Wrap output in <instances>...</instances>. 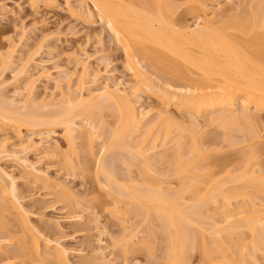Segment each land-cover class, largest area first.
Listing matches in <instances>:
<instances>
[{"label":"rangeland","instance_id":"1","mask_svg":"<svg viewBox=\"0 0 264 264\" xmlns=\"http://www.w3.org/2000/svg\"><path fill=\"white\" fill-rule=\"evenodd\" d=\"M55 1L56 4L52 5L47 0H0V103L10 109L14 104L17 108L25 106L24 89L32 78L37 82L32 96L34 103L26 105L30 106L27 107L29 112L32 109L37 111L45 100L56 97L59 101L62 97L59 94L67 93L68 85L77 91V84L83 76L84 96L88 91L103 90L106 85H117L127 90L139 88L140 100H137L136 107L140 112L150 113L142 128L143 134L153 123L167 117L173 118L171 134L169 138L164 134L160 139L156 138L157 147L149 153L148 165L144 167L140 164L142 159L137 161L133 157L134 149L130 147L124 148L125 151L115 149L117 156L113 154L116 158L103 152L104 146L109 149L113 144L111 132L118 122L114 107L94 110L93 116L88 118L87 115L77 117L78 160L70 154L63 125L52 130L49 127L51 131L48 127L46 130L21 127L19 131L12 126L0 128V175L3 172L14 180L16 195H19V200H16L8 193L5 195L0 188V240L6 242L0 249V264L167 263L172 252L170 238L175 229L168 226L163 215L151 209L150 218L142 209L137 212L133 206L137 204H131L128 196L122 198L115 187H108L105 176L97 168L100 161L108 164L116 183L114 186L131 190L136 188L132 187L135 183L138 186L147 183L168 193L181 192L186 203L183 206L198 200L200 194L201 197L208 194L206 191L212 186L219 188L222 193L217 200L207 202L201 208L207 218L201 217L198 221L203 227H199L198 222L191 226L197 240L187 249L188 253L185 250L189 263H185V255L184 264H226L228 260L230 264H240L242 260L249 264H264L263 226L254 235L243 228H236L241 232L233 229L235 233L228 235L225 230L228 222L224 219L225 214H234L235 219H240L251 213H264L263 192L238 182L247 168L257 175L264 174V112L256 113L251 105L250 112L255 115L253 120L225 129L220 127L219 121L212 122L211 116L216 118L228 114L227 111L199 116L177 109L170 97L162 98L164 93L160 92V86L177 93H184V88L190 87L202 93L204 87L200 91L198 87L204 84L200 81L203 76L196 68L187 66L165 50L164 53L156 45H150L151 51L147 48L149 51L144 53L146 59L144 54L139 57L138 61L143 63L138 62L134 66L104 21L98 17L88 21L82 15H74L80 12L81 0ZM130 1L125 2L132 6L133 11L136 7L142 9L136 8V11H143L147 1H153V4L156 1L169 21L173 20L178 28L188 27L189 30L197 27L207 11L211 13L220 4L222 11L219 18L215 17L222 19L220 23L227 28L225 32L234 36L233 40L236 38L235 44L246 47L251 56L257 53L255 60H263L264 63V58L258 57V50L264 48V28H251L261 25V22L264 26V0H241L243 2L237 11H231L228 0ZM89 4L92 8L93 5ZM140 4H145V8ZM154 49L161 51L156 53L157 56L158 53H168L165 59L159 56L164 59V65L152 54ZM12 50V62H3ZM147 53L153 55L149 57L151 60L147 59ZM141 58L145 60L141 61ZM175 66L180 72L175 71ZM139 71L154 81L156 89L148 90L139 83ZM17 92L24 95L18 96ZM243 106L244 103L238 100L236 112H240ZM21 109L28 111L25 107ZM80 110L81 106H77L76 111ZM49 111L53 112L45 110ZM92 120L98 127L104 124L106 129L100 128L104 133L100 137L94 135L93 139L89 126ZM70 156L76 162L75 167L66 162ZM181 163L187 168L182 173L177 172ZM237 192L241 196L233 194ZM226 194H233L235 198L225 201ZM15 204L23 207L21 212ZM22 217L28 221L23 222ZM215 232L219 235L216 236ZM254 242L258 243L256 251L251 246ZM57 246L66 250V258L62 262L55 261L48 254L54 253ZM32 256L36 257L35 262L29 263Z\"/></svg>","mask_w":264,"mask_h":264},{"label":"bare ground","instance_id":"2","mask_svg":"<svg viewBox=\"0 0 264 264\" xmlns=\"http://www.w3.org/2000/svg\"><path fill=\"white\" fill-rule=\"evenodd\" d=\"M125 1L127 0H124V1L123 0H81L80 12L77 13L75 11L76 14L74 13L73 14L77 16L82 15V17L86 18L88 21L94 20L95 17H98L99 19L104 21L108 25L107 29L117 38L118 43H120L123 46L126 52L127 60L131 64L134 63L133 64L134 66L138 65L137 63L139 62L138 61L139 57L143 56L145 51L150 48V45L151 47L152 45H156V46H159V47H156V48H159V50L161 49L162 51L165 50L168 53H171L172 55L183 60V62L188 64L187 66H192L194 69L196 68V70L200 72L198 74H201V76H203L202 78L203 80H200V81L201 83H204V84L198 87L199 91L204 87L202 89L203 90L202 93L197 92L196 91L197 88L196 89L195 88L193 89L191 87L184 88L186 89L184 93H181L182 91L180 93H177V92L169 90L168 87L160 86L161 87L160 92L163 91L164 93L162 98L170 97L173 100V104L175 103L174 106L177 109L184 111V112H187V111L193 112L199 116L203 114L213 115V113L217 111H227L228 114H225V115H222L216 118H212L211 116L212 122L219 121L220 127L225 128V129L239 122L244 125L245 121L248 122V121L253 120L255 118V115L250 112L251 105L252 107L255 108L256 113L264 112V63H263V60H260L261 62H259L257 58L256 59L258 61L255 60L254 57H255V54L257 56V53H255L254 56H251L247 50L249 56L251 57L250 58L246 52L247 48L240 46L239 43H238L239 45L235 44L233 41L236 40V38L233 40L232 37L234 38V36L231 37V35L228 34L229 32L228 33L225 32V29L227 28L223 27L224 24L222 22L220 23L222 19L220 20L216 18L220 15V12L222 11L221 10L222 7L219 3H218L219 4L218 6H215L214 9L211 10V13H207L209 12L207 11L204 14L203 16L204 18H201L202 20L200 23L197 24L196 28L194 29L191 28L189 30L188 27L186 29L185 27L178 28L176 27L177 24L175 26V22L173 20L169 21L168 19L170 18L168 19L166 18V16L164 15L165 11L162 12L161 10L162 7L160 8V6L156 4V1H154V4H153V1L152 3L147 1L146 8H145V4L143 6L140 4L142 8H145V10L143 9V11H140L142 9L139 7L138 8L140 10L136 11L137 7L135 6V4L131 3L136 7L134 8L135 11H133V8L131 9L132 6L130 4H127ZM228 1L230 2L231 11L239 10V7L243 2L241 0L239 1L238 0H228ZM47 2L52 5L56 4L55 0H47ZM129 2H132V1L129 0ZM89 3L93 5L92 8L89 6L90 5ZM212 16L213 17L216 16V17L212 18ZM227 16L229 17L230 15H227ZM216 24H220L221 26L218 27V25ZM262 25L263 24L261 22V25H255V27H251V28L254 29V28H257L258 26H260L261 28L262 27L264 28V26ZM147 45L149 47H147ZM263 49L262 48L259 49L261 51L258 50L259 58L260 57L264 58ZM149 50L151 51V49ZM12 52L13 50L7 56H5V59L3 60V62L4 61L9 62V63L12 62L11 61L13 59L12 54L14 53ZM153 52L154 53L152 54H154L155 58L156 57L159 58V56L160 57L163 56L162 58L165 59L166 57H168V56H165L168 53L164 55L158 53V56H157L156 55L157 52L161 53V51H158L157 49L156 51L154 49ZM144 55L146 59V54ZM147 55H148L147 59H150L153 56V55L152 56L149 55L148 53ZM172 57L173 56H171V58ZM143 58H141L140 60L142 61ZM162 58H159L160 59L159 61L160 63H162V65H164V62H162L164 61V59L161 60ZM175 60H177V58ZM181 60L179 61L181 62ZM176 62H178V60ZM181 64L183 63L181 62ZM176 67L177 66H175V71L176 69L177 70L179 69ZM87 71L88 70H86L85 73H88ZM138 74H139L138 78L140 80L139 83H141L142 85H145L148 88V90L153 91V89H156L154 86L156 84L149 76H143L145 74L142 71H139ZM68 77L70 79V76ZM180 77L182 76L180 75ZM82 78L83 76L80 78L79 84H77L78 85L77 91L74 92L72 89V85H68L69 86L68 92L67 93L61 92L59 95L62 97L59 101H56V97H52L49 101L45 100L44 102L41 103L40 110L37 108V111H33L32 109L29 112L28 110L29 108L27 107L31 106L30 102H32V104L34 103V98L32 96H33V92L35 89V83H37L36 79L31 78L30 81L28 80L29 83L27 82L28 84H26V88L24 89L26 93L25 94L26 97H24V99L27 98L26 100H24L26 101L24 104L25 106H22V105L20 106L18 104V106H20L19 107L20 109H19L17 108V106L14 107L15 105L14 104L12 105V109H10V107L7 108L5 104L3 105L0 103V128L2 129V127L4 128V126H12L14 127V129H17L19 131L21 127H27L30 129L31 128L41 129L42 128V130L43 128L46 130L47 129L46 127H48V130H50L49 129L50 127L52 130L53 127H54L53 129H55V127L59 125H63L65 126V129H66V133L64 136L66 138L69 150L71 152L70 154L71 156L74 155L76 160H78L77 158H79V154L77 151V142H76V136H75V132H76V129H75L76 121L75 120L77 119V117H80V116L82 117V115H85V116L87 115V118H88L89 116H93L92 112L94 110L102 109L107 106L110 108L114 107V109L117 110L115 113H118L116 114L118 118V122H117V126L115 127L114 131L112 130L111 132L112 133L111 139L113 140V144L111 145V147L109 146L110 147L109 149L103 145L104 146L103 152L104 153L108 152L109 154L114 155L113 153H115L114 151L115 149L120 148L125 151L126 148L130 147L134 149L133 157L137 159V161H138V158L140 160L142 159V163L140 164H143L142 166L147 167L149 153L154 152V150L157 147L156 138L159 137L160 139L162 134L166 135V137L169 138L171 134L170 128L172 126L171 124H173V118L167 117V118H163V119L156 121L155 123H153V125H151V127L147 128L146 131L143 130L145 131V133L143 134L142 128L144 127L146 119L149 118L148 116L150 113L147 111L140 112V110H138L136 107L137 100H140V94H139L140 89L139 88H133V89L127 90L124 88L122 89L117 85L116 86L114 85V87L106 85L103 90L95 91V92L88 91V95L84 96V84L85 83L82 82ZM37 80L39 81V79ZM17 94L18 96L24 95V93L20 94L18 92ZM238 100H241L244 103V106H243V109L237 113L235 110V107H236ZM24 101L22 102L24 103ZM26 104L30 106H27ZM77 106H81L80 111H76ZM22 107H25L26 108L25 110H28V111L24 112L23 111L24 108L21 109ZM45 110L47 111L53 110V112H50V111L45 112ZM87 118H85V120ZM93 122H90V125H89L92 130V134H90V137L92 139L94 135H97V137L102 136L104 132L103 131L101 132L100 128L105 127L103 123L102 124L104 127L103 126L98 127L99 125L97 126V124ZM106 135L107 133L105 134V136ZM152 139H153V142H150ZM164 139H167V138H164ZM107 141L108 140H106L105 143H107ZM115 155L114 157L116 158L117 155L116 156ZM71 156L67 159L66 162L68 163L69 166L75 167L76 162H74L75 160ZM98 164H97L98 165L97 168H99V171H101L102 175L105 176L104 178L108 183L106 184L109 185L108 187H115L117 189L118 194L121 197L128 196V198L131 200V204L132 203L137 204V206L133 205L135 206V208H137V212L141 211L142 209L147 213V217L150 218L151 214H149V212L151 209V211L157 214L163 215L168 223V226L170 228L173 227L175 229V234L172 233L173 236L170 238L171 239L170 244H172V246L170 247L172 248L171 249L172 252H170V249H169V252L171 254L168 255L169 258L166 264H184V259L186 260L185 263H187L188 261L187 254H186L188 253L187 249H189L190 245L192 244V242H194V240L195 241L197 240V238L193 236L195 233L192 234L193 229L191 226L192 224L195 226L196 222L200 221L203 217H204L203 219H207L204 216L205 214H202L204 210L202 211L201 208H203L204 204H207V202L209 204L210 201L213 202L217 200L218 196H220L222 193L219 190V188L214 189L215 186L214 187L212 186L213 188L212 190V188L210 187L211 190L206 191V193L208 192V194H205V196L203 197H201L200 193H197V194H200V198L196 201H193L192 203H188L189 205L190 204L192 205L190 206L186 205L188 206L186 207V206H183L186 203L184 201V195L181 192L168 193V191L164 190L161 187L155 188L147 183H146L147 185L145 184V185H140V186L136 185L135 183L134 184L135 186H132V187L133 188L136 187V188L131 189V190L124 189L119 186H114L116 183L112 179L113 175H112V172L109 170V167L106 161L105 162L100 161ZM182 165H183L182 163L179 165L177 172L182 173L186 171L187 168L185 169L184 167H182ZM110 168L112 167L110 166ZM2 174L4 173L1 172V175H0L1 191H3L4 194L8 193L16 200H19V198L17 197L19 195H16L17 189L15 187L14 180L11 179L7 174H4V175ZM5 177L9 179L7 180ZM238 182H240V184L242 185L245 184L244 185L245 187H248L251 189L253 188L255 190L257 189L260 192H263L264 194V174L257 175L255 172L251 171L250 168H247L246 171L240 175ZM115 188L113 190H115ZM233 194H235V196L237 195L238 197L239 195L241 196V194H239L238 192L237 194L236 193H233ZM233 194L232 195L226 194L224 198L225 201H229L233 197L235 198ZM226 203L230 204V202H226ZM20 204L14 205L19 212H21V209L23 208ZM228 204H225V205L227 206ZM263 214L251 213V215L247 217L244 216L240 219H235L236 216L234 214L233 215L225 214L224 219L225 221L228 222L227 224L229 227V229L228 227H226L225 230L227 229V232H229L228 233L229 235L230 232L235 233L236 228L237 229L243 228L246 231L247 229L250 230L252 234L254 235L255 233H257L258 229H262L260 227L263 226L264 228V215ZM145 217H146V214H145ZM26 219L27 218H24L23 222H25ZM27 221L28 220H26V222ZM199 224H197L199 227H203L201 226V224L200 225ZM233 229H235V231ZM217 231L222 232L218 229ZM237 231H240V230H237ZM217 235L219 234L217 233L216 236ZM256 242H254V244L252 245L250 244L252 246V249L255 251L257 250V244H258V243L256 244ZM4 244H6L5 240L4 239L0 240V249L4 247ZM55 250L56 251L54 253H48L49 256L57 262H62L66 258V254H65L66 250L58 246L55 248ZM185 250H186V253H184ZM249 253L251 252L249 251ZM185 255L186 257H184L183 259V256ZM254 256H255V252H254ZM35 259L36 257L32 256L28 262L34 263ZM228 261L230 262V260ZM229 262L227 263L230 264L231 262L230 263ZM240 264H249V263L246 262V260L245 261L242 260ZM250 264H253V262L252 263L250 262Z\"/></svg>","mask_w":264,"mask_h":264}]
</instances>
